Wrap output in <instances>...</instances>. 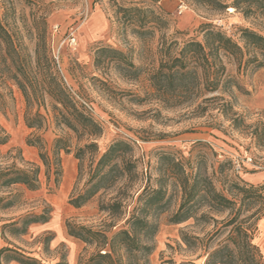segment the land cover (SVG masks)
<instances>
[{
  "label": "rangeland",
  "instance_id": "1",
  "mask_svg": "<svg viewBox=\"0 0 264 264\" xmlns=\"http://www.w3.org/2000/svg\"><path fill=\"white\" fill-rule=\"evenodd\" d=\"M218 1L225 6L209 0H0V19L12 39L10 51L0 41V71L23 65L44 72L57 69L74 97L101 123L103 133L97 139L100 153L116 139L133 143L143 178L136 187L146 184V177L151 187L159 186L167 166L160 159L164 152L184 162L190 173L200 163L220 189L232 180L261 184L264 175L246 178L247 173H264V58L256 49L246 48L242 60L222 55L226 69L221 88L214 92L161 96L151 79L162 59L163 39L204 42L201 29L205 23H211L242 46L243 29L264 35L261 8L253 6V11L245 14L247 3H241L237 9L235 0ZM180 5L185 6L182 11ZM124 7L151 10L158 22L143 24L140 14L124 11ZM146 15L143 22L151 18L150 13ZM39 44L41 56L37 60ZM13 48L29 56L28 63L21 58L13 61ZM217 96L224 99L211 98ZM164 99L183 100L185 104L168 107ZM224 102L232 104L233 110L229 106L223 110ZM50 103L51 99L46 97V104L40 108L33 106L31 115L39 111L43 117L40 126H29L22 90L15 80L0 76V127L9 135L8 142L0 145V166L41 167L38 189L14 185L0 191V196L14 199L9 208H0V232L6 222L48 215L47 221L31 223L18 237L6 232L3 238L0 233V248L20 247L45 264L59 260L83 264L95 246L71 236L66 223L100 227L108 218L99 210L106 194L99 192L81 207L69 202L73 194L85 187L88 168L79 174V160L75 157L77 137L72 130L57 125ZM225 111L237 112L242 120L235 123V116ZM58 136L69 137L72 151H61L62 175L56 186L55 176L47 177L40 153L51 154ZM175 189L170 186L171 207L157 216L159 229L149 240L154 248L143 261L204 264L205 257L198 256L202 251L191 252L182 240V232L202 236L212 226L204 227L194 219L171 223L169 217L181 202V194ZM253 227V242L264 255V216ZM225 236L214 244L222 242Z\"/></svg>",
  "mask_w": 264,
  "mask_h": 264
},
{
  "label": "trees",
  "instance_id": "2",
  "mask_svg": "<svg viewBox=\"0 0 264 264\" xmlns=\"http://www.w3.org/2000/svg\"><path fill=\"white\" fill-rule=\"evenodd\" d=\"M209 1L225 6L218 0ZM243 2L247 3L246 9H243L245 14L252 12L253 6L264 11V0H235L234 6L239 9ZM123 10L136 11L141 15L140 22L143 24L158 22V16L151 10L140 7H124ZM147 13H150L151 18L143 22ZM201 30L204 32V42L195 39L182 43L176 39L162 40V59L151 76L153 86L161 96L187 97L195 91L214 92L220 89L226 69L222 55H233L242 60L244 50L252 46L264 58V35L255 30H242L245 41L243 46L211 23L203 24ZM0 41L7 45L9 51L12 49V39L6 33L1 19ZM40 51L39 44L37 60H40ZM13 52V61L17 62L21 58L25 64L28 63L29 56L23 55L20 49H14ZM48 60L53 63L51 59ZM240 66L241 62L239 68ZM2 75L15 80L22 90L27 103L26 120L29 126H40L43 116L39 111L31 115L32 108L35 104L40 108L46 104V97H49L57 125L75 133L79 142L75 147L79 174L82 175L88 168V179L85 187L73 194L69 202L75 207H81L99 192L106 194L100 201L99 210L106 213L108 218L100 227L72 221L66 223L71 236L95 246V251L83 264H148L143 259L154 248L149 240L159 229L156 218L171 207L173 194L170 186L181 194L178 208L169 217L171 223L194 219L204 227L212 226L202 236L182 232V240L191 252L202 251L198 256L205 257L204 264H264V255L253 242V226L264 216V183L256 185L245 180H232L220 189L200 163L196 171L190 173L184 162L164 152L160 159L167 166L159 180V186L151 187L148 184L149 177H146L147 183L136 187L143 178L133 143L116 139L100 153L97 139L103 133L101 123L74 97L57 69L53 67L44 72L23 65L15 70H1L0 76ZM211 98L224 99L221 96ZM169 100L164 99L165 106L185 104L183 100ZM221 106L223 110L227 106L233 110V105L227 102ZM228 112L235 116V123L242 120L237 112L225 111V114ZM8 140V133L0 127V145ZM31 144L34 143L31 141ZM63 150L67 153L72 151L71 140L66 136H58L51 154L43 151L40 153L47 177L50 179L53 174L56 186L62 175L60 154ZM40 173L39 165L25 168L17 165L0 166V191L5 192L14 185H24L29 190H36L40 187ZM13 204V197L0 196V208H9ZM47 220L48 215L45 214L26 216L21 221L4 223L0 233L3 238H6V232L18 237L27 231L31 223ZM223 234H226L225 239L214 244ZM8 243L12 244L9 240ZM11 261L20 264H45L20 247L2 246L0 264ZM55 264L67 263L59 260ZM180 264L195 263L183 261Z\"/></svg>",
  "mask_w": 264,
  "mask_h": 264
},
{
  "label": "crops",
  "instance_id": "3",
  "mask_svg": "<svg viewBox=\"0 0 264 264\" xmlns=\"http://www.w3.org/2000/svg\"><path fill=\"white\" fill-rule=\"evenodd\" d=\"M264 175L262 172L247 173L246 178L252 180L253 178H261ZM5 264V263H4ZM10 264H20L16 261H11ZM71 264H74L73 262Z\"/></svg>",
  "mask_w": 264,
  "mask_h": 264
},
{
  "label": "built area",
  "instance_id": "4",
  "mask_svg": "<svg viewBox=\"0 0 264 264\" xmlns=\"http://www.w3.org/2000/svg\"><path fill=\"white\" fill-rule=\"evenodd\" d=\"M158 2H161L162 0H157ZM181 11L183 10V8H185L184 5H180ZM249 161H252V158H249ZM236 169L239 171L241 169V164L238 162L236 163Z\"/></svg>",
  "mask_w": 264,
  "mask_h": 264
}]
</instances>
